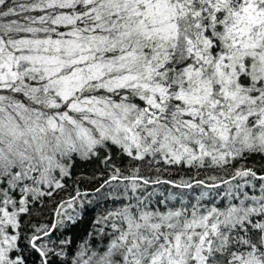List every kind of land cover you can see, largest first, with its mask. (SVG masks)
I'll list each match as a JSON object with an SVG mask.
<instances>
[{"label": "snow or ice", "instance_id": "1", "mask_svg": "<svg viewBox=\"0 0 264 264\" xmlns=\"http://www.w3.org/2000/svg\"><path fill=\"white\" fill-rule=\"evenodd\" d=\"M0 264H264V0H0Z\"/></svg>", "mask_w": 264, "mask_h": 264}, {"label": "trees", "instance_id": "2", "mask_svg": "<svg viewBox=\"0 0 264 264\" xmlns=\"http://www.w3.org/2000/svg\"><path fill=\"white\" fill-rule=\"evenodd\" d=\"M108 207H111V205H108ZM101 210H102V209H96L95 211H90V212H89V217L96 215L97 212H99V211H101Z\"/></svg>", "mask_w": 264, "mask_h": 264}]
</instances>
